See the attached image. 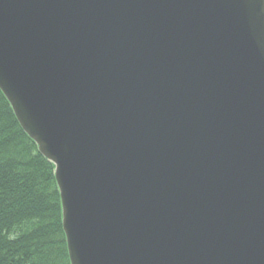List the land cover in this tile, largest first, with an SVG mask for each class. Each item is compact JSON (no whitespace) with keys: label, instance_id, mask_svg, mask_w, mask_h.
Returning a JSON list of instances; mask_svg holds the SVG:
<instances>
[{"label":"water","instance_id":"1","mask_svg":"<svg viewBox=\"0 0 264 264\" xmlns=\"http://www.w3.org/2000/svg\"><path fill=\"white\" fill-rule=\"evenodd\" d=\"M0 89L71 264H264V0H0Z\"/></svg>","mask_w":264,"mask_h":264},{"label":"trees","instance_id":"2","mask_svg":"<svg viewBox=\"0 0 264 264\" xmlns=\"http://www.w3.org/2000/svg\"><path fill=\"white\" fill-rule=\"evenodd\" d=\"M0 264H71L55 167L1 90Z\"/></svg>","mask_w":264,"mask_h":264}]
</instances>
